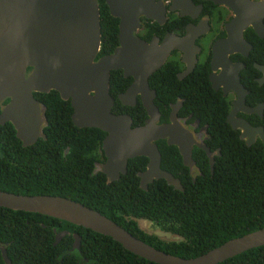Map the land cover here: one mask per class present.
I'll return each mask as SVG.
<instances>
[{
  "label": "trees",
  "instance_id": "trees-1",
  "mask_svg": "<svg viewBox=\"0 0 264 264\" xmlns=\"http://www.w3.org/2000/svg\"><path fill=\"white\" fill-rule=\"evenodd\" d=\"M99 5L102 48L98 58L119 46V21L107 10L105 0H99ZM171 71L167 63L150 78L151 88L157 92L156 104L163 103L159 107L161 123L169 120L171 100H176L178 94L187 97L183 116L193 112L202 125H208L207 144L213 152L221 151L216 154L213 172L207 155L195 149L200 172L192 180L178 149L159 141L162 169L181 179L183 191L169 186L164 179L142 189L138 172L146 169V157L131 159L128 173L109 185L103 172H95L105 158L103 142L107 134L97 128L76 127L71 102L52 91L35 93V98L47 107L46 138L25 147L11 123L0 124V189L72 199L99 211L147 244L187 259L264 229L263 142L259 139L248 146L240 138V130L233 129L226 119L228 101L221 93L205 88L202 74L196 73L182 85ZM131 82L122 71H113L111 95L115 98ZM257 91L264 101V91ZM115 99L114 114H130L133 127L144 124L148 114L141 101L135 107H124ZM8 101L0 105V113ZM254 124L264 126V119ZM133 218L153 221L183 240L149 235ZM55 229L70 234L55 244ZM74 234L81 237L80 250L73 249ZM0 245L7 250L12 264H152L111 237L49 216L4 207H0ZM0 264H6L1 249ZM220 264H264V246Z\"/></svg>",
  "mask_w": 264,
  "mask_h": 264
},
{
  "label": "water",
  "instance_id": "water-1",
  "mask_svg": "<svg viewBox=\"0 0 264 264\" xmlns=\"http://www.w3.org/2000/svg\"><path fill=\"white\" fill-rule=\"evenodd\" d=\"M110 7H138V0H107ZM140 10H136L137 15ZM111 14L122 19L120 46L113 54L96 61L102 41L99 0H0V124L11 123L25 147L46 138L41 128L48 126L47 107L35 98V93H60L73 108L72 120L78 128H97L107 135L103 142L106 162L98 164L95 172H103L108 184L128 173L131 159L146 157L147 169L138 176L141 188L164 179L169 186L183 191V185L173 174L161 168L162 154L157 145L166 140L176 146L184 164L195 165L192 158L196 141L192 133L179 122V106H173L170 121L160 124L161 112L155 104L156 91L149 80L166 63L171 52L182 49L179 42L147 43L125 33V17L118 10ZM263 20V19H262ZM29 69L31 71L29 72ZM123 70L134 83L119 97L136 105L137 95L148 118L144 125L133 127L130 114H114L115 99L110 93L112 71ZM217 89V88H216ZM238 110L261 113L264 105L252 109L246 105L245 95ZM236 116V109L232 117ZM233 129L241 130L240 138L248 146L258 136L264 144V127H255L243 118L227 121ZM207 130V128L205 129ZM210 158L212 172L215 153L201 145ZM221 151H219V154ZM0 207L49 216L111 237L127 251L152 264H220L249 250L264 246V229L232 239L196 258H182L159 250L131 234L121 225L99 211L80 202L61 196L20 195L0 189ZM141 231L168 240H183L178 235L163 231L153 221L133 218ZM55 232L57 230L55 229ZM70 232L57 233L58 244ZM74 250L81 248V237L74 234ZM6 264H12L7 250L0 245Z\"/></svg>",
  "mask_w": 264,
  "mask_h": 264
},
{
  "label": "flooded vegetation",
  "instance_id": "flooded-vegetation-1",
  "mask_svg": "<svg viewBox=\"0 0 264 264\" xmlns=\"http://www.w3.org/2000/svg\"><path fill=\"white\" fill-rule=\"evenodd\" d=\"M138 1V7H133L135 5L132 7H110L107 0H105L110 14L111 10L114 9L120 11L125 17V33L131 34L147 43L157 42L159 45H163L168 40L180 43L182 49H174L165 63L170 64L171 73L177 77V81H181L183 85L188 83L196 73L202 74L205 77L202 81L205 88L221 93L223 98L228 101L230 110L226 115L227 121L228 119L234 121L237 118H243L253 126L259 127L260 125L254 123H259L260 120L264 119V108L262 114L258 112L248 114L239 111V105H235L240 103L244 95L248 107L256 109L264 105V101L257 91L258 89H260L261 93L264 91V0ZM140 9L141 11L135 16L136 10ZM113 17L119 21L120 46V25L122 19ZM118 47L110 54H113ZM101 48L102 41L96 61L110 55L106 54L98 58ZM30 71L31 69H29ZM118 71H122L126 79H132V82L115 97L120 100L119 97L127 93L134 83V79L133 77H126L123 70ZM152 90L155 91L154 89ZM254 91H256V99L253 98ZM156 99L157 96L155 104ZM130 101V99H127V102L132 104ZM140 101L142 102L141 96L137 95L135 99L136 105H124L121 103L124 107H135ZM186 101L187 97H181L180 94L177 95L176 100H171L169 103L168 122L173 113V106L181 104L177 114L179 122L192 133L196 141L192 150V158L195 165L191 168L186 166L184 161L183 164L189 169L192 180L195 181L200 168L194 159V151L199 149L207 155L201 145L208 146L207 142L210 139V134L209 126L202 125L201 119L196 118L193 112L183 116V108ZM162 104L159 102L156 106L159 108ZM235 109L236 116L232 117V111ZM159 123L163 124L161 121ZM46 126L42 124L41 128L43 131ZM206 128L207 130H205ZM259 139L257 136L253 145ZM159 141H165L167 144L166 140ZM176 148L178 149V147ZM219 151L220 149L216 153L214 152L215 157L216 154H219ZM207 157L210 163V158L208 155ZM105 162L106 157H103L98 164H104ZM146 169L139 171L138 175L145 172ZM176 178L181 181L179 177ZM141 186L142 179L140 180Z\"/></svg>",
  "mask_w": 264,
  "mask_h": 264
}]
</instances>
